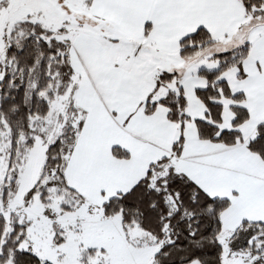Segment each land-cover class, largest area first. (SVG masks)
<instances>
[{"label":"snow or ice","instance_id":"6c2138e0","mask_svg":"<svg viewBox=\"0 0 264 264\" xmlns=\"http://www.w3.org/2000/svg\"><path fill=\"white\" fill-rule=\"evenodd\" d=\"M0 264H264V0H0Z\"/></svg>","mask_w":264,"mask_h":264}]
</instances>
